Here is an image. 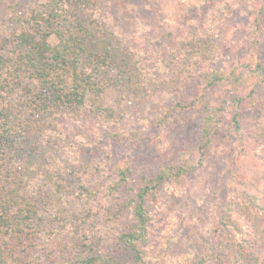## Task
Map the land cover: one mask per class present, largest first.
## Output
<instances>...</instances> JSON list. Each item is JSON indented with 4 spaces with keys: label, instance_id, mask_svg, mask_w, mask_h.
<instances>
[{
    "label": "rangeland",
    "instance_id": "obj_1",
    "mask_svg": "<svg viewBox=\"0 0 264 264\" xmlns=\"http://www.w3.org/2000/svg\"><path fill=\"white\" fill-rule=\"evenodd\" d=\"M49 1L0 0V36L14 29L13 16ZM263 5L58 2L74 25H103L122 60L104 68L102 87L82 105L35 133L19 113L20 130L41 147L23 187L42 215L32 240L36 261L26 264H58L62 256L68 260L59 264H83L72 256L78 253L115 255L124 264H264ZM217 71L224 79L209 86L206 75ZM203 101L227 106L200 154ZM233 106L242 134L232 127ZM157 174L165 178L145 200L147 235L136 242L135 259L118 234L134 220L128 198Z\"/></svg>",
    "mask_w": 264,
    "mask_h": 264
},
{
    "label": "trees",
    "instance_id": "obj_2",
    "mask_svg": "<svg viewBox=\"0 0 264 264\" xmlns=\"http://www.w3.org/2000/svg\"><path fill=\"white\" fill-rule=\"evenodd\" d=\"M60 1L40 3L25 15L13 16L14 29L0 36V160L5 161V172H0V264H26L36 259L31 256L35 249L32 240L42 218L37 203L31 201L30 190L29 194L23 190L31 173L30 165L37 162L35 151L41 147L28 140V130L27 133L20 130L23 119L19 113L23 112L30 132L35 133L36 126L40 128L38 125L51 122L67 108L74 110L82 105L88 91L102 87L104 68L111 66L112 60H122L120 47L112 46L103 25L97 22L91 30L80 22L75 26L69 11L58 6ZM260 10L263 15L264 5ZM50 35L56 37L55 43L48 41ZM182 62L187 65L185 58ZM206 79L212 86L223 80L224 75L217 71L206 75ZM226 106L225 101L220 104L203 101L200 154L203 147L211 144ZM232 110V127L237 134H242L237 106ZM22 141L28 144L25 151ZM164 178L162 174L144 178V184L127 200L134 220L127 231L118 234V241L135 259H141L136 242L147 235L149 217L145 200L159 189ZM258 208L264 211L263 204ZM72 256L83 264L96 261L124 264L115 255L104 258L99 254L78 253ZM66 259L62 256L61 261Z\"/></svg>",
    "mask_w": 264,
    "mask_h": 264
}]
</instances>
